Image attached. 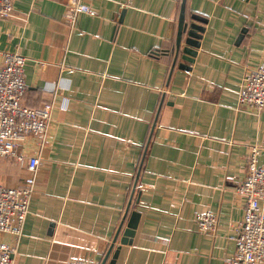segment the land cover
I'll return each mask as SVG.
<instances>
[{
	"label": "crops",
	"instance_id": "obj_1",
	"mask_svg": "<svg viewBox=\"0 0 264 264\" xmlns=\"http://www.w3.org/2000/svg\"><path fill=\"white\" fill-rule=\"evenodd\" d=\"M86 1L96 14L74 27L68 0H14L0 17V65L6 51L27 58L24 103L55 102L23 232L0 241L16 244L15 264H102L110 248L104 264L117 248L115 264H225L253 145L264 164V110L239 101L264 62V0H186L188 20L206 18L190 69L174 64L183 0ZM0 160V182L21 185L26 161ZM206 211L213 232L198 230Z\"/></svg>",
	"mask_w": 264,
	"mask_h": 264
},
{
	"label": "built area",
	"instance_id": "obj_2",
	"mask_svg": "<svg viewBox=\"0 0 264 264\" xmlns=\"http://www.w3.org/2000/svg\"><path fill=\"white\" fill-rule=\"evenodd\" d=\"M82 13L96 14L86 0H68L66 18L72 27ZM14 14V0H0V17ZM26 56L6 51L0 65V158L14 157L26 161L27 175L21 185L7 186L0 182V232H9L19 239L36 192L41 155L48 139L54 99L41 107L24 103L27 91L24 65ZM240 105L254 113L264 110V62L245 73L239 91ZM33 139L38 147L26 154L24 144ZM261 146L253 145L247 154L248 171L236 192L245 200V211L233 239L235 255L225 264H264V164H259ZM218 218L212 211L198 216L200 232H213ZM17 246L0 241V264H15ZM69 264H88L75 260Z\"/></svg>",
	"mask_w": 264,
	"mask_h": 264
},
{
	"label": "water",
	"instance_id": "obj_3",
	"mask_svg": "<svg viewBox=\"0 0 264 264\" xmlns=\"http://www.w3.org/2000/svg\"><path fill=\"white\" fill-rule=\"evenodd\" d=\"M186 0H183L181 12L179 16V24H178V32L176 38V46H175V54L176 58L174 60V64L177 63L178 58H181L183 61L179 62V65L184 69H190L191 64L195 60V56L197 54V48L200 46V39L202 38V34L205 31V26L201 23L206 21V18L199 14H193L189 20L186 18ZM245 29L242 31L244 32ZM242 34L240 35L241 38ZM129 210V206H128ZM139 213L137 211L131 212V218L127 223V227L124 230V235L121 237V243L125 244L132 241V237L135 234L137 227V218ZM117 238L114 239V241ZM114 246V243L112 247ZM112 248L109 249L106 254L102 264L106 262L108 256L110 254ZM119 248L115 250L112 255V260L110 264H115L116 259L118 257Z\"/></svg>",
	"mask_w": 264,
	"mask_h": 264
},
{
	"label": "rangeland",
	"instance_id": "obj_4",
	"mask_svg": "<svg viewBox=\"0 0 264 264\" xmlns=\"http://www.w3.org/2000/svg\"><path fill=\"white\" fill-rule=\"evenodd\" d=\"M1 159V158H0ZM0 163H1V160H0ZM2 174H0V176H1Z\"/></svg>",
	"mask_w": 264,
	"mask_h": 264
}]
</instances>
